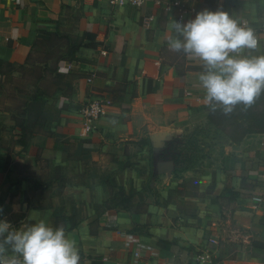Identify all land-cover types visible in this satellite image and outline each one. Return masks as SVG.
<instances>
[{
	"label": "crops",
	"instance_id": "0c3cea01",
	"mask_svg": "<svg viewBox=\"0 0 264 264\" xmlns=\"http://www.w3.org/2000/svg\"><path fill=\"white\" fill-rule=\"evenodd\" d=\"M218 8L264 27V0H0V63L52 32L83 35L64 87L22 126L0 106V219L63 226L79 264H192L204 245L220 264H264V130L233 139L211 123L204 62L169 47L174 22ZM235 55H264V37ZM89 98L106 113L86 130ZM189 135L199 156L179 168L173 144Z\"/></svg>",
	"mask_w": 264,
	"mask_h": 264
},
{
	"label": "clouds",
	"instance_id": "9594fccd",
	"mask_svg": "<svg viewBox=\"0 0 264 264\" xmlns=\"http://www.w3.org/2000/svg\"><path fill=\"white\" fill-rule=\"evenodd\" d=\"M173 27L179 36L169 37V47L204 62L205 71L199 79L205 89V102L213 108L223 106L229 112L238 103H252L264 90V55H233L243 48H256L257 38L251 28L228 12L220 8L203 9L187 22H174ZM8 247L14 255H4ZM79 261V250L66 236L63 226L53 227L40 220L16 228L7 219H0V264H79Z\"/></svg>",
	"mask_w": 264,
	"mask_h": 264
},
{
	"label": "rangeland",
	"instance_id": "374dc122",
	"mask_svg": "<svg viewBox=\"0 0 264 264\" xmlns=\"http://www.w3.org/2000/svg\"><path fill=\"white\" fill-rule=\"evenodd\" d=\"M82 36L58 30L41 39L24 63H0V106L18 124L22 126L26 116L41 105L43 96L64 87V63ZM196 139L197 136L189 135L174 141L179 168L199 156L201 146Z\"/></svg>",
	"mask_w": 264,
	"mask_h": 264
},
{
	"label": "built area",
	"instance_id": "2783aa9c",
	"mask_svg": "<svg viewBox=\"0 0 264 264\" xmlns=\"http://www.w3.org/2000/svg\"><path fill=\"white\" fill-rule=\"evenodd\" d=\"M111 6H123V5H133L136 7H140L145 4L148 0H106ZM159 2V0H156ZM242 25L251 28L253 30L254 35L257 38L258 44L260 45L263 37H264V27L259 25H253L247 19H239L238 20ZM256 47V48H257ZM250 49V48H245ZM255 49V48H252ZM237 53V52H236ZM236 53H233L235 55ZM106 113V100L102 98H89L87 99L81 108V114L84 121V126L86 130H91L93 127L94 121L100 119ZM259 180L264 183V160L262 165L257 170ZM210 241L212 243H217L218 240L216 238H211ZM146 251V249L142 246L138 248L136 251V256L142 254V252ZM22 260V256H19ZM192 264H220V262L216 259L213 249L209 245H204L201 247L195 254L194 261Z\"/></svg>",
	"mask_w": 264,
	"mask_h": 264
},
{
	"label": "trees",
	"instance_id": "16d2710c",
	"mask_svg": "<svg viewBox=\"0 0 264 264\" xmlns=\"http://www.w3.org/2000/svg\"><path fill=\"white\" fill-rule=\"evenodd\" d=\"M209 121L233 139H240L252 131L264 130V90L252 103H238L225 112L223 106L211 109Z\"/></svg>",
	"mask_w": 264,
	"mask_h": 264
}]
</instances>
